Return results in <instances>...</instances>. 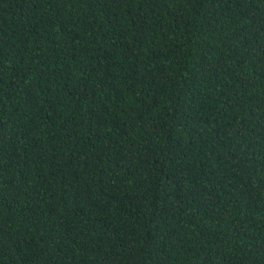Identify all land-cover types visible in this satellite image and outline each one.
Segmentation results:
<instances>
[{"label": "trees", "instance_id": "obj_1", "mask_svg": "<svg viewBox=\"0 0 264 264\" xmlns=\"http://www.w3.org/2000/svg\"><path fill=\"white\" fill-rule=\"evenodd\" d=\"M0 264H264V0H0Z\"/></svg>", "mask_w": 264, "mask_h": 264}]
</instances>
